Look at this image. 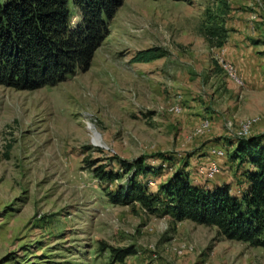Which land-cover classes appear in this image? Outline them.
Returning a JSON list of instances; mask_svg holds the SVG:
<instances>
[{
    "label": "rangeland",
    "instance_id": "rangeland-1",
    "mask_svg": "<svg viewBox=\"0 0 264 264\" xmlns=\"http://www.w3.org/2000/svg\"><path fill=\"white\" fill-rule=\"evenodd\" d=\"M209 12L212 0H124L86 72L35 90L0 86V264H264V247L215 227L111 204L116 182L88 167L104 164L122 183L118 161L139 159L150 192L181 168L194 184L240 194L245 165L229 154L236 138L264 135V53L209 47ZM152 47L166 56L131 61ZM107 245L135 254L113 262Z\"/></svg>",
    "mask_w": 264,
    "mask_h": 264
},
{
    "label": "trees",
    "instance_id": "trees-1",
    "mask_svg": "<svg viewBox=\"0 0 264 264\" xmlns=\"http://www.w3.org/2000/svg\"><path fill=\"white\" fill-rule=\"evenodd\" d=\"M123 1L71 0L78 15L74 24L69 0H0V86L35 90L86 72ZM212 2L215 12L207 14L200 33L209 47L220 48L228 38L225 17L231 8L227 0ZM166 54L164 49L152 47L137 51L131 61L149 62ZM260 138H236L229 154L231 160L245 165L241 175L247 186L240 196L232 194L226 184L212 189L194 184L181 168L160 185L158 193L150 192L137 180L150 171L139 159L118 161L128 174L122 183L123 175L106 170L104 164L90 161L88 167L99 182H116L106 192L113 205H139L146 214L167 216L173 223L189 220L212 226L225 239L264 247V135ZM106 249L113 262L122 263L135 254L131 245H107Z\"/></svg>",
    "mask_w": 264,
    "mask_h": 264
},
{
    "label": "crops",
    "instance_id": "crops-1",
    "mask_svg": "<svg viewBox=\"0 0 264 264\" xmlns=\"http://www.w3.org/2000/svg\"><path fill=\"white\" fill-rule=\"evenodd\" d=\"M227 2L231 8L227 16L230 17L232 14L233 22L231 28V24H228L229 20H226L225 26L229 29V33L222 47L245 54L264 53V0H227ZM258 40L260 42H257ZM252 44H258L259 47L256 48ZM262 61L260 57L252 60L254 64L250 67L260 69L263 67ZM240 177L243 179V176ZM243 184L244 190L247 184L245 181ZM228 187L230 189V186ZM242 191L240 194L230 192L240 196Z\"/></svg>",
    "mask_w": 264,
    "mask_h": 264
},
{
    "label": "bare ground",
    "instance_id": "bare-ground-1",
    "mask_svg": "<svg viewBox=\"0 0 264 264\" xmlns=\"http://www.w3.org/2000/svg\"><path fill=\"white\" fill-rule=\"evenodd\" d=\"M90 129L92 130L93 135H94V139H93V141H94L95 143H100V136L97 134V132H95V131L91 128V126H90Z\"/></svg>",
    "mask_w": 264,
    "mask_h": 264
},
{
    "label": "water",
    "instance_id": "water-1",
    "mask_svg": "<svg viewBox=\"0 0 264 264\" xmlns=\"http://www.w3.org/2000/svg\"><path fill=\"white\" fill-rule=\"evenodd\" d=\"M95 146H98V147H104L103 145H97V144H94Z\"/></svg>",
    "mask_w": 264,
    "mask_h": 264
}]
</instances>
